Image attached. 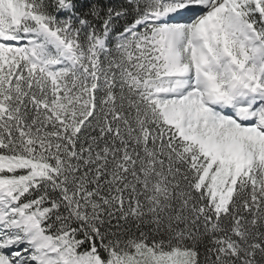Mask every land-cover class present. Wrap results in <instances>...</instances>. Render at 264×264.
<instances>
[{"label": "snow or ice", "instance_id": "snow-or-ice-1", "mask_svg": "<svg viewBox=\"0 0 264 264\" xmlns=\"http://www.w3.org/2000/svg\"><path fill=\"white\" fill-rule=\"evenodd\" d=\"M0 264H264V0H0Z\"/></svg>", "mask_w": 264, "mask_h": 264}]
</instances>
